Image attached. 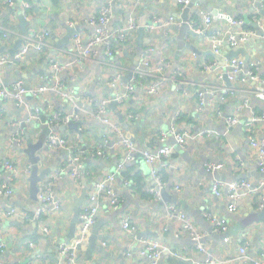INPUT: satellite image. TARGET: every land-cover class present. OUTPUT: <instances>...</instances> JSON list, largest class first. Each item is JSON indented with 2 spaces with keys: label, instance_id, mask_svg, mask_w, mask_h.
Masks as SVG:
<instances>
[{
  "label": "crops",
  "instance_id": "0c3cea01",
  "mask_svg": "<svg viewBox=\"0 0 264 264\" xmlns=\"http://www.w3.org/2000/svg\"><path fill=\"white\" fill-rule=\"evenodd\" d=\"M7 1L9 0H0V26L12 32L0 46L1 55L17 52L23 43L22 41L15 49L18 41L26 34L23 33L19 19L20 0H11L13 4L9 7L6 5ZM135 1L31 0L33 9L28 21L34 25L30 24L28 31L48 29L51 48L40 53L30 52L20 66H0L4 85L10 88L16 81L22 80L30 90L38 89L54 74L52 62L57 61L67 66L60 74V79L70 88L85 92L87 97L79 101L78 108L75 109L82 118L79 130L66 128L63 124L48 125L55 115L73 112V108L54 92L39 97L30 93L25 96L27 102L41 109L44 123L29 120L25 108L0 98V186L6 184L13 191L8 197L0 195V214L12 209L16 211L14 215L0 218V241L7 243V248L0 257V264H29L37 260L41 264H67L61 259L59 247L64 242L78 244V239H73L71 233L77 199L87 189L88 196L81 206L77 224L78 237L80 217L89 206L88 198L93 186L101 178L113 174L127 156L126 140L134 142L137 153L135 159L117 175L115 189L123 196L124 202L117 211L107 202L100 203L97 224L100 222L101 226L97 234V248L90 254L87 253L91 248L90 237L96 224L82 247H78V264H147L148 259L141 254L142 245L144 241L152 240L167 248L159 264L204 262L209 254L223 264H253L255 261H263L264 208L261 205V192L242 198L237 204V211L231 213L226 193L216 195L213 185L216 180L228 184L240 179L258 184L264 178L257 166V152L250 144L251 137L264 138V121H252L254 116L264 114V102L249 93L264 79V26L254 20L259 15L264 25V14L260 15V9L255 8L250 0H192L191 6H183L180 0H141L137 22L139 27L142 21L148 22L145 34L141 36L136 31L129 35L126 46L116 53L115 67L102 63L105 57L103 46L97 49L95 56L82 64H77L74 56L62 51L71 48L72 38L60 45L71 29L81 32L85 42L95 36L96 29L89 24V19L101 5L110 2L115 4L116 15L110 25L111 29H115L126 24L131 5ZM261 10H264V4ZM207 14L213 17V22L205 31H192L188 22L186 24L189 27L184 26L187 15L190 21L199 22ZM156 18L164 22L173 19L174 23L168 26L158 25L149 31V23ZM39 19L43 24H40ZM234 19L243 20V24L234 26ZM200 25L205 27L204 22ZM241 29L256 32L237 49L245 51V55L238 58L244 61L245 69L255 67L258 80L237 79L228 84L220 77L224 73L220 59L211 52L225 59L229 54V47L224 44L221 53L216 54L212 35L220 33L221 37L226 38L229 32ZM142 47L153 50V61L169 62L167 74L172 81L156 95H148L144 86L138 85L132 97L123 102L113 101L109 105L110 123L106 124L102 118L94 115L95 104L103 99H115L124 92L123 85H113L111 81L118 72L123 74L125 80L129 77ZM209 63L217 65L207 69ZM178 81L183 83L187 94L179 90L182 84H178ZM203 84L230 86L235 93L224 103L216 102L215 106L209 105L200 110L197 95ZM247 100L248 106L245 105ZM177 116L179 117L176 118ZM226 116L235 117L239 124L229 125L225 120ZM173 121L179 130H190L192 134L203 130L211 132L206 137H197L184 149L176 146L167 159V167L160 168V164H157L167 183L165 191L178 198L179 207L174 205L176 213H183L191 218L194 227L204 235L202 243L205 251L197 249L192 234L185 229L183 221L170 216L172 204L165 202L163 198L161 201L154 199L151 188L156 182L142 158V152L146 149L156 150L163 144L175 145L173 136L162 143V133L168 131ZM249 124L252 131L246 129ZM17 132L18 135H15ZM51 133L62 136L67 141V148L49 149L46 142ZM16 136L23 138V145L14 142L12 138ZM29 142L34 145L43 143L34 152L33 158L37 160V165L24 152ZM84 145L87 146V153L91 148L97 147L105 150L107 157L98 156L87 160L84 164L85 172L79 181H75L66 163L68 156L87 154L83 151ZM7 161L19 169L17 174L11 176L12 180L5 168ZM208 163L220 164L222 167L211 173L207 170ZM34 166H37L39 176L47 171L46 178L38 184V201L33 200L30 188ZM177 185L180 186L179 190L175 188ZM49 188L60 200L61 208L58 211L45 208L42 223L25 219V212L34 215L38 210L40 197ZM206 212L222 218L229 225V231L225 234L215 232L213 225L205 217ZM254 215L257 219L250 226L242 224L243 220ZM125 218L132 220L137 236L139 233L145 234L141 241L134 240L123 228L122 221ZM43 228L48 229V232ZM245 244L248 246L246 258L240 253ZM129 249L133 253L131 257L126 254Z\"/></svg>",
  "mask_w": 264,
  "mask_h": 264
},
{
  "label": "built area",
  "instance_id": "2783aa9c",
  "mask_svg": "<svg viewBox=\"0 0 264 264\" xmlns=\"http://www.w3.org/2000/svg\"><path fill=\"white\" fill-rule=\"evenodd\" d=\"M140 1L136 0L132 5L129 11L128 20L126 24L121 27L111 29L110 25L113 22L116 15V7L113 2L106 3L101 5L96 12L90 16L89 24L95 27L96 32L95 36L90 39L88 42H85L84 35L81 32L76 31L72 37L71 48L69 50L62 49L63 52H66L75 58L77 64H82L89 61L92 56L96 55L97 49L101 46L105 48V57L102 61L105 65L116 66L114 63V58L117 51L121 50L126 46V42L129 39V35H132L138 31L139 24L137 22V10L140 7ZM183 6H189L192 3V0H180ZM251 4L256 7L258 3L263 6L264 0H250ZM13 2L11 0L7 1L6 5L12 6ZM21 6V16L28 19L32 14V4L31 0H20ZM255 21L261 26L263 21L259 15L254 17ZM199 22L190 21V28L194 32H203L205 28L209 27L213 22V17L209 14L204 15ZM204 22L205 27L201 26L200 23ZM165 23V24H164ZM173 19L170 21L164 22L160 18L153 20V23L148 26V30L152 31L156 26H168L173 24ZM234 26H241L243 20L234 19L232 21ZM2 35L0 36V46H2L7 38L11 36L10 30L1 28ZM256 32L252 29H241V31L234 30L227 34V37H221L220 33L212 35V42L214 51L216 54L221 53V48L224 44H227L230 49L237 48L240 44L247 42ZM22 46L14 54L9 53L0 54V66L16 65L20 66L27 55L32 52H44L51 48L49 44L50 31L46 28L39 30L28 31L22 36ZM226 40V42H224ZM115 42V44H113ZM152 49H144L142 54V59L140 65L133 71V77L130 80H125L123 74L118 72L111 81L113 85H123L124 92L120 93L115 99H103L95 104V109L93 110L94 115L97 118H102L103 122L106 124L110 123L109 118V105L113 101L123 102L127 98H130L136 92L137 86L142 85L145 88V91L148 95H156L159 93L162 87H165L171 80L167 74V69L170 66L169 62L166 60L153 61L152 59ZM216 63H209L206 67L211 69L216 66ZM245 69V63L240 58H233L229 60L224 69V73L220 74L221 78H224L227 75V78L230 82L235 80L246 81L247 78L252 80H258V75L255 70V67ZM52 68L54 74L48 78L46 83L40 88L35 90H30L26 87L24 81H16L10 88L4 85L2 76L0 75V98L4 101H11L19 107H23L28 111L29 120H33L38 123H44V119L41 113V109L38 106H32L29 102L26 101L25 96L30 93L35 97H39L48 92H54L62 100H64L68 106L73 108V112L65 115H55L54 118L49 122L48 125L52 124H63L68 125L70 123H79L81 125L82 118L79 113L75 111L78 108V102L87 97L85 92H78L73 88H70L65 82L60 79V74L67 69V66L61 65L57 61L52 62ZM178 84H182L179 90H183V94H187V90L184 88L183 83L178 81ZM234 89L230 86L225 87H215L211 85L203 84L198 92V106L200 110H203L207 106H215L216 102L224 103L228 100L231 95H234ZM251 96H254L264 102V79L260 81V85L249 91ZM246 106L249 105L247 100L245 103ZM131 117L135 115L130 114ZM177 116L176 118H178ZM175 118V119H176ZM226 122L229 125L239 124L238 120L233 116H226ZM252 121L261 122L264 121V114L254 116ZM80 126L79 128H81ZM21 129V127H20ZM248 131L251 130V125L249 124L246 128ZM17 132L15 135H18ZM24 134V131H22ZM211 132L208 130L200 131L197 134H192L190 130H179L176 127V123L173 121L169 126L168 131L163 132L162 143H165L166 139L169 136H173L175 139V145L169 146L163 144L160 148L156 150L146 149L142 152V158L144 164L147 166L150 171L151 176L154 178L156 184L151 188V194L154 196V199L157 201L162 200V194L166 189L167 183L165 182L157 164H160L161 167H167V159L171 156L176 148H186L190 142L194 141L197 137H206L210 135ZM14 142L18 145H23V138H18L17 136L12 138ZM47 146L49 149H65L67 148V141L56 133H51L47 137ZM125 144L128 148V154L123 159L121 163L117 166L113 174H108L104 178L98 180L94 186L93 191L89 195L88 202L89 206L84 210L80 217V226L78 233V244H69L67 242L61 243L59 250L61 259L67 262V264H78V247L79 244H82L93 227L97 224L98 215L101 211L100 203L107 202L113 210H119L124 202L123 196L118 194L115 189V184L117 180V175L121 172L125 166L132 162L135 159L137 153V148L134 142L126 140ZM250 144L253 149L257 152V166L259 170L264 174V138L258 139L257 137H251ZM88 154L91 158L102 157L106 158L107 153L105 150L99 149L97 147L91 148L88 151ZM87 154H73L68 156L67 168L71 171L72 176L75 181H79L82 174L85 172V163L88 160ZM243 164V163H241ZM219 167H222L220 164L208 163L207 170L211 173L217 171ZM6 170L9 171V179L13 174H17L19 169L15 164L7 161L5 163ZM126 184H129V181H126ZM177 190L180 189V186H175ZM213 191L216 195H223L226 193L229 201L228 209L231 213H235L238 209V202L247 196H251L255 192H261V205L264 208V178H262L258 184H253L247 179H241L233 183H224L222 181H217L213 185ZM13 191L9 188L8 185L4 184L0 186V195L10 196ZM61 202L54 193V191L49 188L46 193L40 197L39 208L34 213L30 215L25 212L23 217L25 219H32L33 221L42 223V212L45 208H51L52 210L58 211L61 208ZM16 211L14 209L10 210L8 213H1V217L14 215ZM176 208L170 206V216L172 218H179L183 221L184 227L187 231L191 232L193 240L196 243V247L200 251H205V246L202 243L204 235L200 233L193 224L191 218L187 217L183 213H176ZM207 220L213 225L214 231L217 233H223L229 231V225L222 220L217 214H212L209 212L205 213ZM123 228L128 232L134 240L138 239L137 229L133 225V222L130 218H125L122 221ZM45 232H48V229L43 228ZM139 240V239H138ZM141 241V240H139ZM33 245V243L31 244ZM143 248L141 250L142 256L148 259L147 264H159L162 258V254L167 250L166 246L156 240L144 241ZM7 243L0 241V257L2 253L6 250ZM248 246L245 244L240 249L241 256L247 257ZM127 256H132V251L129 249L126 252ZM263 261H255L253 264H264V254ZM3 264V263H1ZM29 264H41L40 260L31 262ZM192 264H223V262H218L211 254L206 255L205 261H196Z\"/></svg>",
  "mask_w": 264,
  "mask_h": 264
},
{
  "label": "water",
  "instance_id": "95a60500",
  "mask_svg": "<svg viewBox=\"0 0 264 264\" xmlns=\"http://www.w3.org/2000/svg\"><path fill=\"white\" fill-rule=\"evenodd\" d=\"M191 5L192 4H190L189 6H191ZM256 7L258 9H260V15H261V13L264 14V10H261L262 9V6H261L260 3H258L256 5ZM189 9L190 8H188V12H189ZM19 17H20L19 19L21 21V27H22L23 33H27L28 32L29 25L32 24V26H33L34 24H33V22L32 23H29L28 19H26L23 16H19ZM189 21H190V18L187 15L186 16V20L184 21V24H185L184 26L189 27L188 24H186ZM39 22H40V24H43V22H42L41 19H39ZM152 23L153 22H150L149 25H151ZM147 25H148V22H146V21H142L140 23V27L138 29V32H139V34L141 36H143L145 34V29H146V26ZM252 25L255 26V24H253V23H252ZM75 32H76L75 29H71L69 31V34H68L67 38L63 42H60V45H64L67 42V39H71L73 37V35H74ZM21 43H22V40H19L18 41V45H17V47L15 49H17L20 46ZM143 52H144V49L142 47V48H140L139 56L137 57V61L134 64V66L132 68V71H131L129 77L126 80H130L133 77V71L139 66L140 61L142 59ZM15 53H16V51H11V54L12 55H14ZM211 54L214 55L215 57H217L218 59H220V65L223 66V67H225L228 60H231L233 58H237V57H239L242 54L245 55V51L244 50H241V48H239V49H237V48L236 49H230L229 48V54L226 55L225 59L221 58L220 55H215L213 52H211ZM223 79L226 80L228 82V84H231V82L228 81L227 75H225ZM113 103H115V101ZM64 126L66 128L69 127V128H71L73 130H79L80 124L79 123H70V124L64 125ZM100 142L103 143V140H101ZM41 146H43V143H40L39 145H34V144H32V142H29L28 148L27 149H24V152H26L29 155L31 162L33 164H35V165H37L38 162H37V160L35 158H33L34 157V152H35V150H37V148H39ZM83 151H85L87 153V146L86 145L83 146ZM87 155L89 156L88 157V160L89 161L93 159V158L90 157V155L88 153H87ZM37 169H38L37 166H34L33 175L30 178V183H31V185H30V188H31V196H32L33 200H35V201H38V199H39L40 188H39L38 184H39V182L42 179L46 178V175H47L46 174L47 171H44L39 176ZM87 196H88L87 189H85L84 192H83V194H82V196L77 199L76 216H75V219H74V221L72 223V226H71V233L73 235V239H76V238L78 239V237L76 236V233L78 231L77 224L79 223V214H80V211H81L80 209H81V206L83 205L84 200L87 198ZM162 198H163V200H165V202L171 203L173 206L174 205L175 206H178L179 205L178 198H175L174 196L170 195L167 191H164L163 192ZM263 218H264V216H263ZM256 219L257 218L255 217V215L254 216H251V217H248V218H246L245 220L242 221V224L244 226H250L253 223V221H256ZM99 223L93 229L92 235L90 237V243H91V246L90 247L91 248L88 249V252H87L88 254H90L93 250H95L97 248L96 247V243H97V239H98L97 238L98 237L97 234H98V231H99V227L101 226V223L100 224ZM0 230H1V226H0ZM138 236H139L138 239L139 240H142V238L145 237V234L144 233H139ZM82 244H79L80 248L82 247Z\"/></svg>",
  "mask_w": 264,
  "mask_h": 264
},
{
  "label": "trees",
  "instance_id": "16d2710c",
  "mask_svg": "<svg viewBox=\"0 0 264 264\" xmlns=\"http://www.w3.org/2000/svg\"><path fill=\"white\" fill-rule=\"evenodd\" d=\"M32 11V10H31ZM2 35V31L0 30V36ZM128 42V41H127ZM127 42H126V44H127ZM113 44H115V42L113 43ZM116 45V44H115ZM32 214V213H31Z\"/></svg>",
  "mask_w": 264,
  "mask_h": 264
},
{
  "label": "rangeland",
  "instance_id": "374dc122",
  "mask_svg": "<svg viewBox=\"0 0 264 264\" xmlns=\"http://www.w3.org/2000/svg\"><path fill=\"white\" fill-rule=\"evenodd\" d=\"M50 40V39H49Z\"/></svg>",
  "mask_w": 264,
  "mask_h": 264
}]
</instances>
